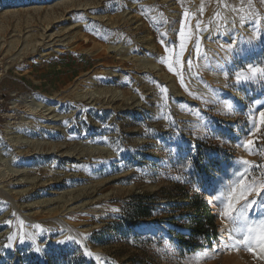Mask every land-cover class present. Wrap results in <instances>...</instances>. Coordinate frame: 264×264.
<instances>
[{
    "label": "rangeland",
    "instance_id": "rangeland-1",
    "mask_svg": "<svg viewBox=\"0 0 264 264\" xmlns=\"http://www.w3.org/2000/svg\"><path fill=\"white\" fill-rule=\"evenodd\" d=\"M44 32L61 46H38ZM0 47V180L28 182L0 199V264H264V0H0ZM26 95L52 100L34 121ZM146 194L152 217L131 225ZM194 195L218 233L197 250L173 232L188 238L173 206ZM25 216L39 234L15 232Z\"/></svg>",
    "mask_w": 264,
    "mask_h": 264
},
{
    "label": "bare ground",
    "instance_id": "bare-ground-1",
    "mask_svg": "<svg viewBox=\"0 0 264 264\" xmlns=\"http://www.w3.org/2000/svg\"><path fill=\"white\" fill-rule=\"evenodd\" d=\"M224 4H222L220 7H219V9H218V11L216 12V13H214V21H213V23H214V26L213 27H215V23L217 22L218 24L219 23H221V25H222V23H225V22H227V20L225 19V13L227 12V9L223 6ZM226 5V4H225ZM208 16V15H207ZM235 19V18H234ZM212 22V20H209L208 21V24H212L211 23ZM244 22H245V19H244ZM245 24V23H244ZM216 28H218V27H216ZM222 28V27H221ZM46 30H47V26H46ZM208 28L207 27H205V29H203V31L205 32V33H207L208 31ZM211 30V29H210ZM231 30V29H230ZM202 31V32H203ZM227 32H229V30L227 31ZM232 33H230V35H233V34H235V32L232 30L231 31ZM48 34V32H44V34L42 35V40H39V41H41V43H37L38 44V46H40L41 48H43V49H45V48H47V49H50V48H53V47H58V46H61V45H56V42H53L55 39H56V37H55V35H47ZM210 34V33H209ZM229 33H227V34H224V35H228ZM198 35H201V34H198ZM211 35H213V34H211ZM223 35V36H224ZM208 37V36H207ZM225 37V36H224ZM201 38H202V36H201ZM200 38V39H201ZM47 39H50V40H48L47 41ZM47 41V42H46ZM204 41V40H203ZM32 42V41H31ZM58 42H60L59 40H57V43ZM52 43H54L53 44V46H52ZM27 44V43H26ZM28 46V45H27ZM26 46V47H27ZM66 46V45H65ZM11 47V46H10ZM25 47V46H24ZM1 48V47H0ZM28 48V47H27ZM40 48V49H41ZM115 48H117V47H112V46H110V47H108V49L109 50H111V49H114V50H116ZM39 50V49H38ZM118 50H120V49H118ZM55 52H62V50H60V49H56L55 50ZM46 55V54H45ZM44 55V56H45ZM89 79H99V78H97L96 77V75H94V76H92V77H90ZM92 81V80H91ZM75 86H77L78 87V83L75 85ZM76 88V87H75ZM79 88V87H78ZM77 89V88H76ZM76 89H74V90H76ZM195 89V88H194ZM72 92H74V91H72ZM84 92L86 93V91H84V89H78V92H77V94L75 95V97H74V99L75 98H81L82 97V93L84 94ZM70 94H72V93H70ZM91 96H92V94H90ZM84 97V96H83ZM94 97V96H93ZM84 99V98H83ZM50 101H52L51 99H48V98H46V97H42V96H40V95H26V96H24L22 99H20L19 100V104H21L22 105V107H24V108H27V113H29V115H31V118L33 119L32 121H34V119H35V117H37L36 115L38 114H36L35 112L37 111V107H39V106H43V102H50ZM213 102V101H212ZM17 103V102H16ZM34 105L35 106H37L36 108H34ZM48 105H46V106H44V108L45 107H47ZM48 108V107H47ZM230 109V108H229ZM39 111V110H38ZM47 111H50L48 114H46L45 116H51V114H53L54 112V110H52L50 107L48 108V109H46V112ZM229 111V110H228ZM45 112V111H44ZM232 113V112H231ZM54 115V114H53ZM52 115V118H55V116H53ZM11 116H13V114L11 115ZM14 117V116H13ZM24 118V117H23ZM52 118H47V119H45L46 121H52L53 119ZM32 121H26L25 120V118L24 119H22L20 122L21 123H17V125L16 126H13V127H8L7 128V134L8 135H13V134H16V133H18V132H20L21 130H25V126H27V125H31L32 124ZM42 123H44V122H42ZM43 126V125H42ZM44 127H46V125L44 126ZM15 137V136H14ZM13 137V138H14ZM10 139H12V138H10ZM19 140V139H18ZM14 141H15V139H14ZM20 157H25V158H27V157H30V156H25V154L22 156H20ZM67 157H69V158H73V156L71 157V156H67ZM81 157V156H80ZM6 162H9V164L10 165H14V164H16V163H19L20 161H18V158L16 157V159H15V161H13L12 162V160L10 161V159L8 160H5ZM8 172H11V174H7L10 178L8 179H6V180H4V178L2 179V180H0V185H3V186H1L0 187V199H4V200H8L9 199V194L11 193V190H15L14 189V186L16 185V186H18V187H22L23 185H25L26 184V182H27V179L25 178L26 177V172L24 171V170H22V169H20V168H18V169H11V170H9ZM7 173V172H6ZM2 177L3 176H5V173L3 172V174L1 175ZM19 177H21L22 179L20 180V182L19 183H17V184H12L11 182L9 183V184H6L5 185V183H8L9 181H14V180H16V179H18ZM24 180V182L22 183V181ZM28 183V182H27ZM33 183V182H32ZM9 188V190H7ZM10 188H13V189H10ZM25 192H27L26 190L25 191H17V192H15V195L16 196H18V197H24V196H26L25 194ZM9 193V194H8ZM51 202L52 201H41V202H37V203H35V204H37L35 207H34V205L35 204H31V205H28V207L29 208H27V209H29V210H31V209H34V208H46V207H48L49 205H51ZM9 204V203H8ZM69 206V205H68ZM83 207H79V209H82ZM76 210H78V208H75V209H72V208H69V207H65L61 212H60V215H63V216H67V215H69V213H71V212H75ZM5 212V211H4ZM77 212V211H76ZM78 212H80V211H78ZM86 212H88V211H86ZM17 215V214H16ZM15 215V216H16ZM11 216V215H10ZM18 216V215H17ZM31 216V215H30ZM30 216L29 217H20V220L19 219H17V217H15L16 219H17V221H15V225H14V227H15V232L17 233H19V234H21L22 236H27V234H30L29 233V229H31V235L33 236V233H32V231L34 230L35 231V234L37 235V234H39L40 232L38 231V230H40V229H38L36 226V223L37 224H39L40 222H42V220L40 221V222H36V220H34V219H32V218H30ZM54 216V215H53ZM74 216V215H73ZM68 217V216H67ZM14 218V219H15ZM77 218V217H76ZM32 225V227H30V228H26V226H28V225ZM41 225V224H40ZM49 226H50V229L51 230H57V229H59V228H64V226H65V223L64 222H62L61 220H56V219H53V220H51L50 221V223H49ZM41 227V226H40ZM138 228L140 229V230H142L143 232H147L148 230H150V232H151V234H155L156 233V231L157 230H160L159 228H166V226H164L163 227V225H152V224H150V223H147V222H144V223H142V225H140V226H138ZM38 229V230H37ZM50 230V231H51ZM14 235H15V233H14ZM17 235V234H16ZM68 235H70V233L68 234ZM67 235V236H68ZM71 236V235H70ZM28 237V236H27ZM72 237H74L73 238V240H77V241H79L81 244H84L83 243V241H82V236H78V233H77V235L75 234V235H73ZM72 241V240H71ZM86 252L87 253H91V254H93L94 255V253L92 252V250H86ZM98 254V253H97ZM100 257V256H99ZM238 258V257H237ZM239 261L240 262H242L243 264H250L251 262L249 261V259H245L244 257H242V258H239ZM250 262V263H248V262ZM239 262V263H240ZM234 264V263H233ZM235 264H236V262H235Z\"/></svg>",
    "mask_w": 264,
    "mask_h": 264
},
{
    "label": "trees",
    "instance_id": "trees-1",
    "mask_svg": "<svg viewBox=\"0 0 264 264\" xmlns=\"http://www.w3.org/2000/svg\"><path fill=\"white\" fill-rule=\"evenodd\" d=\"M151 197L152 196H149L148 194L135 196L133 201L126 206V210H123L124 215L127 217L126 221L132 225L142 219L151 218L153 204L144 203L146 198ZM187 197V203L183 205H175L173 207L176 209L185 208L190 211L184 215L186 220L185 226L189 230V236L185 240L182 234L176 232L175 230H173V232L176 233L177 238L181 239V243H185L193 250L204 248L206 245L211 246V239H216L218 236L215 215L208 203L199 195ZM171 219L172 221H176L178 218L173 216Z\"/></svg>",
    "mask_w": 264,
    "mask_h": 264
},
{
    "label": "water",
    "instance_id": "water-1",
    "mask_svg": "<svg viewBox=\"0 0 264 264\" xmlns=\"http://www.w3.org/2000/svg\"><path fill=\"white\" fill-rule=\"evenodd\" d=\"M161 230V229H160Z\"/></svg>",
    "mask_w": 264,
    "mask_h": 264
}]
</instances>
